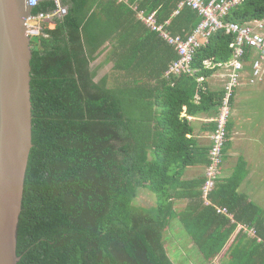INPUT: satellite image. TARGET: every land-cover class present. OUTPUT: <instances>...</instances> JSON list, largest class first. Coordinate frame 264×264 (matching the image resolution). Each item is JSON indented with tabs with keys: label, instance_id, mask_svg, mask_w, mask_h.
<instances>
[{
	"label": "trees",
	"instance_id": "trees-1",
	"mask_svg": "<svg viewBox=\"0 0 264 264\" xmlns=\"http://www.w3.org/2000/svg\"><path fill=\"white\" fill-rule=\"evenodd\" d=\"M59 1L67 14L45 23L30 45L33 148L18 264H190L183 235L169 234L176 227L205 264L223 255L226 264H264V209L239 192L242 161L220 177L228 141L207 197L206 176L184 180L187 168L211 166L190 118L219 112L225 92L210 90L208 79L232 59L236 36L213 33L194 55V72L167 77L175 47L137 15L153 14L171 36L186 38L202 21L198 11L181 0ZM55 9L42 0L32 14ZM224 21L264 25V0L240 2ZM141 190L152 205L138 201Z\"/></svg>",
	"mask_w": 264,
	"mask_h": 264
},
{
	"label": "water",
	"instance_id": "water-1",
	"mask_svg": "<svg viewBox=\"0 0 264 264\" xmlns=\"http://www.w3.org/2000/svg\"><path fill=\"white\" fill-rule=\"evenodd\" d=\"M25 0H0V264H18L17 233L32 143L31 38Z\"/></svg>",
	"mask_w": 264,
	"mask_h": 264
},
{
	"label": "built area",
	"instance_id": "built-area-1",
	"mask_svg": "<svg viewBox=\"0 0 264 264\" xmlns=\"http://www.w3.org/2000/svg\"><path fill=\"white\" fill-rule=\"evenodd\" d=\"M42 0H25L26 5L33 10L38 7ZM56 9L52 13H40L36 16L33 14L26 21V27L31 29L27 34L32 39L43 32V25L50 23L53 26V20L61 18L67 14V8L62 6L59 0H54ZM128 0H126L127 2ZM244 0H181L180 7H189L192 10L198 11L202 18L199 26L192 34L186 38L180 36H171L163 25H157L153 14L145 15L144 12L139 13V19L153 32L159 33L169 45L175 47L179 59L174 62L166 73V76H178L185 72H194L192 64L196 51L203 45L208 43L211 35L217 31L224 30L227 34L236 36L235 42L231 45L234 49L232 59L218 68L229 69L227 82L223 89L225 97L223 104L213 122L216 124V130L211 135V147L209 158L211 166L207 169L206 176L208 180L205 183L203 192L207 197L215 187V179L219 175L218 167L222 163L224 157L225 144L227 139V126L231 117L230 101L239 87L244 70L246 49L257 51L258 57L252 62V73L249 79V84L254 85L262 74L264 68V34L263 23L256 25L240 26L237 23L225 22L224 18L228 13L240 2ZM210 64H208L209 66ZM219 213H226V210H219ZM255 236V232L252 231ZM260 241V240H259Z\"/></svg>",
	"mask_w": 264,
	"mask_h": 264
},
{
	"label": "crops",
	"instance_id": "crops-1",
	"mask_svg": "<svg viewBox=\"0 0 264 264\" xmlns=\"http://www.w3.org/2000/svg\"><path fill=\"white\" fill-rule=\"evenodd\" d=\"M118 1L126 2V0ZM133 9H136V6ZM138 15L137 18L139 19ZM257 57L258 53L254 50H251L247 54L240 85L234 92L232 114L228 127V148L225 153L220 177L221 179L231 177L242 161L246 176L239 188V192L246 195L251 202L264 209V68L262 69L260 79L254 85L249 84L252 73V62ZM229 72L230 70L226 68L217 69L214 75L208 79L210 90L221 91L227 82ZM217 114L218 111H211L210 113L190 118L194 128L192 137L201 149L210 148L214 127L213 120ZM226 157L227 160L225 162ZM206 172L205 167L187 168L184 173V180L203 178L206 176ZM142 195L144 193L139 195L138 201L144 204L145 199ZM151 199L154 201V198ZM177 204L180 205L179 207L185 208L188 200L182 199ZM240 229L250 236L252 235V231H254L248 230L243 226H238L237 231ZM171 232L169 234L172 236L174 233L176 235H183L182 243H185L187 246V250L185 248L182 250L183 258L189 257L191 259L190 264H205L198 256L194 243L188 236H184L185 230L183 227H176ZM227 262V257L223 255L218 257L214 261V264H226Z\"/></svg>",
	"mask_w": 264,
	"mask_h": 264
},
{
	"label": "rangeland",
	"instance_id": "rangeland-1",
	"mask_svg": "<svg viewBox=\"0 0 264 264\" xmlns=\"http://www.w3.org/2000/svg\"><path fill=\"white\" fill-rule=\"evenodd\" d=\"M50 27H51V26H50ZM103 59H104V56H103L100 60H98V61L94 64V66L98 65V63H100ZM110 69H111V66H110V65L104 67V68L101 70V72H100V76H103V75L109 73ZM227 156H228V155H227ZM226 160H227V157L225 158V162H226ZM141 193H144V195H142L143 198L145 199V200H144V201H145L144 204L150 205V204L153 203V201H152L153 199H151V198H155V197H154L152 194H150V193H148V192H145L144 190H141V191L139 192V195H140ZM146 197H147V198H146ZM146 199L149 200V201H147ZM141 200H142V199H141ZM142 201H143V200H142Z\"/></svg>",
	"mask_w": 264,
	"mask_h": 264
}]
</instances>
